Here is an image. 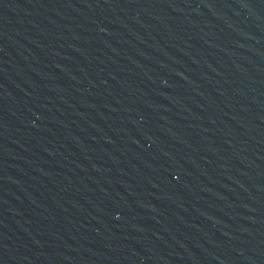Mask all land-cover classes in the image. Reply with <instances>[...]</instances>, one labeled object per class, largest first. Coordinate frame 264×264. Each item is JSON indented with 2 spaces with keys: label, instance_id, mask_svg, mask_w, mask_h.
Instances as JSON below:
<instances>
[{
  "label": "water",
  "instance_id": "obj_1",
  "mask_svg": "<svg viewBox=\"0 0 264 264\" xmlns=\"http://www.w3.org/2000/svg\"><path fill=\"white\" fill-rule=\"evenodd\" d=\"M0 264H264V0H0Z\"/></svg>",
  "mask_w": 264,
  "mask_h": 264
}]
</instances>
